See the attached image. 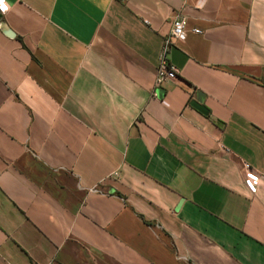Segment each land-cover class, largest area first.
Instances as JSON below:
<instances>
[{"label":"crops","instance_id":"obj_1","mask_svg":"<svg viewBox=\"0 0 264 264\" xmlns=\"http://www.w3.org/2000/svg\"><path fill=\"white\" fill-rule=\"evenodd\" d=\"M4 1L0 264H264V0Z\"/></svg>","mask_w":264,"mask_h":264},{"label":"built area","instance_id":"obj_2","mask_svg":"<svg viewBox=\"0 0 264 264\" xmlns=\"http://www.w3.org/2000/svg\"><path fill=\"white\" fill-rule=\"evenodd\" d=\"M4 10H0V12H4L8 9L7 3L3 0ZM193 33L199 34L200 31L198 29H193ZM186 33V21L181 16H176L172 22L170 27L169 34L163 38L159 55H158V66H157V74L155 79V84L160 85L164 82L171 81L176 76V68L169 63L168 61V53L172 46L176 45V43L180 42ZM243 174L246 186L250 190L251 193H254V189L257 186L258 177L251 171L248 164H244L243 166Z\"/></svg>","mask_w":264,"mask_h":264},{"label":"water","instance_id":"obj_3","mask_svg":"<svg viewBox=\"0 0 264 264\" xmlns=\"http://www.w3.org/2000/svg\"><path fill=\"white\" fill-rule=\"evenodd\" d=\"M0 29L2 30L3 34L7 37L14 36L10 29H8V27L3 22H0ZM190 105L196 110H198L200 113L206 114V109L198 101H194Z\"/></svg>","mask_w":264,"mask_h":264},{"label":"snow or ice","instance_id":"obj_4","mask_svg":"<svg viewBox=\"0 0 264 264\" xmlns=\"http://www.w3.org/2000/svg\"><path fill=\"white\" fill-rule=\"evenodd\" d=\"M0 10H4L3 0H0Z\"/></svg>","mask_w":264,"mask_h":264}]
</instances>
